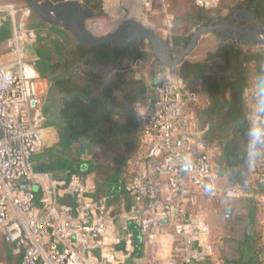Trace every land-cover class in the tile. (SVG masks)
<instances>
[{
    "label": "built area",
    "instance_id": "built-area-1",
    "mask_svg": "<svg viewBox=\"0 0 264 264\" xmlns=\"http://www.w3.org/2000/svg\"><path fill=\"white\" fill-rule=\"evenodd\" d=\"M101 1L107 14L117 15L121 21L133 16L153 29L151 16L157 0ZM194 1L203 9L221 2ZM9 10L11 58L0 57V230L13 243L14 254L21 257L15 264H125L138 251L132 232L117 233L126 226L129 215L138 217L142 241L149 246L156 245L168 230L177 237V246L165 264H200L214 255L212 227L203 217L202 207L217 197L218 175L203 159L204 153L192 158L190 152L199 133L189 128V110L200 93L187 86L178 67L171 68L154 87L141 116L149 139L150 164L126 176L125 189L133 203L126 214L119 213L123 216L119 227L114 222L119 214L104 213V199L85 198L95 186L77 175L55 179L35 167L33 154L44 143L43 127L36 119L43 103L41 72L28 54L32 31L16 19V10ZM163 12L168 41L173 43L172 18L165 9ZM86 28L101 36L97 35L99 29ZM260 118L264 129V117ZM261 182L264 191V170ZM61 195L77 202L60 200Z\"/></svg>",
    "mask_w": 264,
    "mask_h": 264
},
{
    "label": "crops",
    "instance_id": "crops-1",
    "mask_svg": "<svg viewBox=\"0 0 264 264\" xmlns=\"http://www.w3.org/2000/svg\"><path fill=\"white\" fill-rule=\"evenodd\" d=\"M168 7L167 0L163 2L161 0L156 1L154 12L151 16L154 28L164 24L165 15L163 11L165 9L167 12ZM193 18L195 24H207L206 19L200 21L196 19L195 21V16ZM16 19L22 21L19 18ZM25 24L34 35L28 47V54L34 59L41 72L39 85L43 97V103L37 111L36 119L43 127L44 143L42 148L33 154L35 167L39 170L50 172L55 179L59 180H67L72 175L79 176L91 187L95 186L93 191L85 194L86 199H104V213L107 215L126 214L133 203L132 195L125 189L126 176L129 171H143L150 164V159L147 156L149 139L144 133V123L140 113L144 112L149 105L154 87L161 83L167 72L174 67L165 66L156 55L152 45L139 39L137 41L141 44V47L143 45L147 47L145 43L149 44V52L153 55L152 60L149 58L148 53H142L141 50L139 53L136 52L137 55L135 51H128L129 53L125 54L124 57L121 55L118 57L117 60L121 61V63L112 61L99 67L100 70H104L106 74L113 77L116 73L122 72L131 66L136 78L145 80L149 85L150 95L144 100L137 101L134 105L135 112L139 115L137 127L138 146L130 156L132 162H129L128 159L124 169L116 176L113 174V169L110 170L108 168V153L105 147L96 144L88 135L77 133L74 130L76 125L83 124L81 114L83 113L82 108L86 104L85 101H89V99L102 92L79 91L81 86L78 89V84L84 82L86 78L84 71H89L95 67L92 68L86 64L87 57L79 58L76 55L79 44L70 31L52 23H42L36 27H29L27 21ZM11 27L12 17L7 12L0 10V57L2 60L11 58L7 46L8 39L11 36ZM210 34H215L216 42L206 47L205 39ZM72 36L73 40L71 39ZM220 39L221 37L217 33L203 35L186 60L196 61L204 59L209 52L218 48ZM167 43L173 46L170 41H167ZM124 46V49L119 46L121 51L129 49L126 45ZM245 48L249 52H254L264 48V45L261 43L248 44ZM99 51L102 50L98 49L97 52ZM174 53L175 50L172 54L174 55ZM139 60L140 62H138ZM141 67L145 68V72L137 71ZM251 67H254V63H251ZM146 72H149L150 77ZM161 73H163L162 76ZM71 88H73V91H70ZM200 91H198L200 93L199 100L193 103L189 110V128L191 131L199 133L191 147V156L192 158H197L204 150L207 152L209 149L211 152L218 153L221 158L222 150L217 141L205 147L204 136L209 129V123L203 118L202 110L206 107L208 101L206 95ZM253 91V88H250L246 91L245 96L248 118L253 128H261L262 120L258 114L257 105L250 95ZM111 93V96L114 95L115 97L113 98L114 102L111 101L110 104L114 105L115 103L118 111L127 106L126 91H122L119 87L115 91H111ZM249 155V170L244 175V179L235 184L232 183L228 173L223 171L225 162L221 160L222 167L218 172L225 175L228 183H220L219 187L224 188L223 191L226 192L227 199L225 197V202L230 201L231 203L232 198H234L233 203H231L232 209L222 214V220L219 221L220 225L217 227L220 233L218 232L217 235L213 231V234H211L210 240L214 245L215 254L200 264H220L221 259V261L225 260L224 264H264V191L261 182V173L264 170L263 133L259 137H252L249 145ZM210 157V154H206L207 162L216 172V168L210 163ZM237 192L238 194L236 195ZM219 194L220 188L217 196ZM60 200H66L71 203L77 202L71 197L62 195ZM227 202L226 205H228ZM222 206L219 203L205 204L202 207L203 217L207 220L208 216L211 218V214L214 212L222 213ZM138 222L136 215H129L126 226L118 229L117 233L126 235L128 232H133L134 227H137L141 234ZM135 242L138 246V251L128 258L131 260V264H158L156 261L148 263L143 257L148 252L156 255L157 251L159 252L161 242L164 244L166 242L165 246L169 253L159 263L165 264L167 257L175 250L178 239L171 230H168L154 246H149L142 240L141 244H138L137 241ZM229 256L231 259L227 260Z\"/></svg>",
    "mask_w": 264,
    "mask_h": 264
},
{
    "label": "trees",
    "instance_id": "trees-1",
    "mask_svg": "<svg viewBox=\"0 0 264 264\" xmlns=\"http://www.w3.org/2000/svg\"><path fill=\"white\" fill-rule=\"evenodd\" d=\"M85 2L94 11L102 12L101 0ZM240 7L251 10L264 27V0H243ZM30 11L38 19L27 21L29 27L45 23L37 13ZM196 19H206V23H210L214 17L207 13V10L201 9L195 15V21ZM222 34L224 36L216 50L209 52L201 60H184L178 70L188 87L192 88L190 84L194 82L206 95L208 103L202 110V116L208 121L209 129L205 141L207 145L218 142L222 150L221 160L225 162L223 171L228 173L235 184L242 181L249 170V145L253 137V126L248 118L245 96L250 88L254 90L250 95L257 105L258 114L264 117V48L249 52L245 48L246 45L260 43L242 33ZM188 40L189 36L175 35V52L177 47L185 46ZM98 49L102 51L97 52ZM127 53L128 49L121 51L119 46L112 44L96 47L78 45L76 50L79 58L87 57L86 64L95 67L84 71L86 78L78 84V89L81 86L79 91L102 92L85 101L81 114L83 124L76 125L74 130L88 135L96 144L105 147L108 153V168L113 169L116 176L124 169L127 160L138 146L139 115L135 112L134 105L150 95L148 83L137 79L131 66L113 77L99 69L112 61L121 63L117 60L118 57H124ZM251 63H254L253 68ZM119 87L126 91L128 102L126 107L118 111L115 103L112 105L110 102L115 97L111 96V91ZM70 91H73V88ZM13 248V243L3 235L0 259L5 257L7 264H15L21 258L14 254Z\"/></svg>",
    "mask_w": 264,
    "mask_h": 264
},
{
    "label": "water",
    "instance_id": "water-1",
    "mask_svg": "<svg viewBox=\"0 0 264 264\" xmlns=\"http://www.w3.org/2000/svg\"><path fill=\"white\" fill-rule=\"evenodd\" d=\"M25 2L26 7L37 13L45 23H52L70 31L81 46L96 47L112 44L119 45L124 49V43L128 41H132L140 47L141 44L137 41L139 39L150 43L160 61L167 67L179 66L196 48L202 36L207 33H217L223 38L224 35L221 33H225L226 29H231L250 36L264 45V27L258 22L253 12L245 7L237 9L236 13L227 19L198 26L189 37L186 45L177 47V51L173 55V46L135 19L128 18L122 21L115 31L95 36L87 30L85 25V21L94 13L80 0H25ZM240 14L246 18L249 25L244 26L238 21ZM228 34L231 35L232 33ZM202 157L206 159V154H203ZM114 222L121 227L123 216L119 214L114 218Z\"/></svg>",
    "mask_w": 264,
    "mask_h": 264
},
{
    "label": "rangeland",
    "instance_id": "rangeland-1",
    "mask_svg": "<svg viewBox=\"0 0 264 264\" xmlns=\"http://www.w3.org/2000/svg\"><path fill=\"white\" fill-rule=\"evenodd\" d=\"M82 3L86 4L85 0H80ZM243 0H221L220 4L215 7V8H211L207 10V13H209L212 17H214V20L212 22L215 21H220L222 19H226L231 12H233L234 10H237L240 7L241 3ZM102 2V1H101ZM168 2V10H167V16L169 17V19L172 18V20L170 21V32L172 37H174L175 35H191L193 33V31L197 28L199 24H195L193 21V17L203 8H201L194 0H167ZM87 5V4H86ZM88 6V5H87ZM89 7V6H88ZM10 8H12V10H16L15 12V16L16 18H19L20 20H22V22H31V20H37L38 18H36V16L34 14H32V12L29 10V8L26 7V2L25 0H6V2H0V9H4L2 11L7 12L8 15H10ZM92 12L94 13V15L90 18H88L87 21H85V25L88 26L89 29L92 30L93 29H99L100 32L97 35H103L105 33H109V32H113L115 31L119 25L122 23V21L120 20L121 17L119 16H115V15H109L105 12L104 8H103V3H102V9H101V13L100 11H94L91 7H89ZM6 9V10H5ZM97 12V14H96ZM165 15V14H164ZM92 18V19H91ZM133 18V16L131 17ZM192 18V19H191ZM136 19V18H135ZM138 20V19H137ZM141 22V20H139ZM210 22V23H212ZM112 25V27H111ZM144 25V24H143ZM98 26H102L103 29L99 28ZM169 26L166 25V17L164 16V24L161 26H158L154 29H150L155 31L156 35H158L160 38L164 39L166 42L168 41V36H167V28ZM72 40L74 39L73 36L71 38ZM206 42V44H205ZM204 44L206 45V47H209L212 45V43L216 42L215 39V34H210V36L208 38L205 39ZM145 45H147V47H144V45L141 47V51L142 53H148L149 58H151L152 60V56L149 52V44L145 43ZM151 50V49H150ZM152 51V50H151ZM137 71H143L145 72V68L141 67L139 69H137ZM148 73L149 77L150 74ZM163 75V73H161V76ZM43 82V81H42ZM46 82V81H45ZM191 87L193 89L199 90V86L196 85V83H191L190 84ZM200 91V90H199ZM201 92V91H200ZM202 93V92H201ZM204 154H210V163L211 165L216 168V173H217V186L218 189L220 188V194L219 196H217L214 201L211 204H218L219 205H223V212H214L211 214V218L208 216L207 221L210 223L211 227H212V234L213 231L215 234H217L218 232L220 233L219 229L217 228L220 223L219 221L222 220V214L226 213L227 210H231L232 206L231 203H233V199L230 201H226L228 203V205H226L225 202V197L227 199V195L226 192L223 191L222 187L220 185V183H228L226 177L224 174L219 173L218 171L221 170L222 167V162H221V158L220 155L218 153H214L211 152V150H207V152H203ZM219 177V179H218ZM226 179V180H225ZM220 180V182H218ZM226 188V187H225ZM222 190V191H221ZM238 194V192L236 193V195ZM226 205V206H225ZM133 235L136 236V241L138 244H141V234L139 232V229L137 227H134L133 230ZM3 235L4 232L0 230V243L3 239ZM165 235V234H164ZM218 235V234H217ZM162 240V239H161ZM166 242L165 244L163 242H161V244L159 245V252L157 251L156 255L153 254L151 252H148L144 255V259L148 262V263H153L156 261V263H161V261L163 260V258L166 257V255L169 253V250L166 248ZM158 246V247H159ZM3 256H5V254H2ZM221 258V257H218ZM231 259V257H227V260ZM220 260V259H219ZM222 260V259H221ZM220 260V264H224V261ZM7 260L5 259V257H2L0 259V264H7ZM131 260L128 259V261L126 262V264H131Z\"/></svg>",
    "mask_w": 264,
    "mask_h": 264
},
{
    "label": "flooded vegetation",
    "instance_id": "flooded-vegetation-1",
    "mask_svg": "<svg viewBox=\"0 0 264 264\" xmlns=\"http://www.w3.org/2000/svg\"><path fill=\"white\" fill-rule=\"evenodd\" d=\"M236 11H237V10H234L233 12H231V14H230L227 18H229L230 16H232L233 14H235ZM239 16H240V19H239L238 21H240L242 25H244V26H247V24L249 25V23L246 21V18H245L242 14H240ZM227 18H226V19H227ZM226 31H227V33H240V32H236V31L231 30V29H226ZM246 36H247V35H246ZM124 45H126L127 48H129L128 51H135V54H136V55H137V53H139L140 50H141V48H140L141 46L138 47V45L135 44V43H133L132 41L125 42ZM136 52H137V53H136ZM133 53H134V52H133Z\"/></svg>",
    "mask_w": 264,
    "mask_h": 264
},
{
    "label": "clouds",
    "instance_id": "clouds-1",
    "mask_svg": "<svg viewBox=\"0 0 264 264\" xmlns=\"http://www.w3.org/2000/svg\"><path fill=\"white\" fill-rule=\"evenodd\" d=\"M140 115L142 116L143 115V112H141ZM262 133H264V129H261V128H253L251 134L254 137H259Z\"/></svg>",
    "mask_w": 264,
    "mask_h": 264
}]
</instances>
